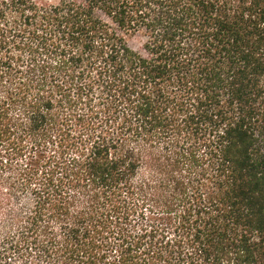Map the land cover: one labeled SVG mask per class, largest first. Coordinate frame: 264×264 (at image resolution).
I'll return each mask as SVG.
<instances>
[{
	"label": "trees",
	"instance_id": "16d2710c",
	"mask_svg": "<svg viewBox=\"0 0 264 264\" xmlns=\"http://www.w3.org/2000/svg\"><path fill=\"white\" fill-rule=\"evenodd\" d=\"M0 264H264V0H0Z\"/></svg>",
	"mask_w": 264,
	"mask_h": 264
},
{
	"label": "rangeland",
	"instance_id": "374dc122",
	"mask_svg": "<svg viewBox=\"0 0 264 264\" xmlns=\"http://www.w3.org/2000/svg\"><path fill=\"white\" fill-rule=\"evenodd\" d=\"M48 1H51V2H56V1H58V0H48Z\"/></svg>",
	"mask_w": 264,
	"mask_h": 264
}]
</instances>
